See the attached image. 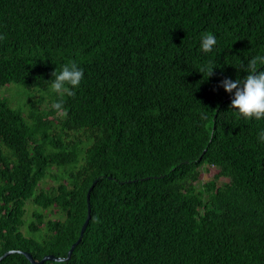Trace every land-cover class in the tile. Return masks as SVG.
<instances>
[{"label":"trees","instance_id":"obj_1","mask_svg":"<svg viewBox=\"0 0 264 264\" xmlns=\"http://www.w3.org/2000/svg\"><path fill=\"white\" fill-rule=\"evenodd\" d=\"M259 56L264 0H0V93H39L26 116L0 96V264L66 258L95 181L70 259L42 264H264V119L235 117L222 87ZM69 61L75 95L42 91ZM202 166L217 173L198 187Z\"/></svg>","mask_w":264,"mask_h":264},{"label":"clouds","instance_id":"obj_2","mask_svg":"<svg viewBox=\"0 0 264 264\" xmlns=\"http://www.w3.org/2000/svg\"><path fill=\"white\" fill-rule=\"evenodd\" d=\"M216 44L217 37L214 34H205L200 39V50L203 53H211ZM258 64L262 67L258 68ZM241 67L245 70V75L222 81L224 91L232 97L229 111L238 118L262 120L264 119V56L252 58L246 64L242 61ZM217 68L213 62H208L201 64L197 72L206 76L204 80H207ZM83 78V69L75 61H69L59 70L55 68L51 79L48 80L51 81L50 86L42 91L72 97L80 87ZM53 108L63 111V100L55 102ZM259 140L264 142V131L259 133Z\"/></svg>","mask_w":264,"mask_h":264},{"label":"rangeland","instance_id":"obj_3","mask_svg":"<svg viewBox=\"0 0 264 264\" xmlns=\"http://www.w3.org/2000/svg\"><path fill=\"white\" fill-rule=\"evenodd\" d=\"M34 96L32 97V99H30V97L24 96V94L21 92V90L16 87V86H10L7 89H4L1 93L0 96L4 97L5 99H7L8 103L10 104V106L12 108H17L19 106L23 107V115L26 116L27 113L29 112V106H25V103H30L32 101H34L35 103H37L38 99H39V93L37 91L33 92ZM21 107V108H22ZM35 108L39 111H42L43 109L47 108V103L46 101L43 104H36ZM65 140V139H63ZM200 172V176L198 179V187H201L202 184L210 181L215 174L217 173V169L214 167H208V166H202V168L199 169ZM62 174V172L60 170L57 169H53L52 170V177L47 176L40 184H39V188L42 190H49L51 188H55L58 184V182H61L62 179L60 178L59 181L55 179V177H58ZM227 182V179L224 177H220L218 179V184H224ZM33 211H40L39 208H37L36 206L32 205L31 202L27 203L26 205V214L24 215V222L25 224H27L30 219H31V214ZM53 211H55L54 209H51L49 212H43L45 213L47 218H56V215H54ZM21 231L23 233H25V229L24 227L21 229ZM26 234V233H25Z\"/></svg>","mask_w":264,"mask_h":264},{"label":"water","instance_id":"obj_4","mask_svg":"<svg viewBox=\"0 0 264 264\" xmlns=\"http://www.w3.org/2000/svg\"><path fill=\"white\" fill-rule=\"evenodd\" d=\"M96 183V181L91 185V187L88 189L87 191V194H86V201H87V216H86V219L80 229V233H79V237L77 239V241L72 244V246L70 247L69 251L67 252V256L66 258H57V257H54L52 255H47L45 257H43V259L39 262H36L35 260H33V258L31 257V255L29 253H23V255L26 257V259L31 263V264H42L46 261H56V262H61V261H65V260H69L70 259V256L74 250V248L78 245V243L80 242L82 236H83V233L88 225V222H89V219H90V205H89V195H90V191L92 189V187L94 186V184ZM14 251H9V252H6L2 257H0V261L2 260V258L10 255V254H13Z\"/></svg>","mask_w":264,"mask_h":264}]
</instances>
